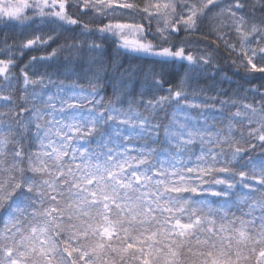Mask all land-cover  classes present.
I'll list each match as a JSON object with an SVG mask.
<instances>
[{"label":"snow or ice","instance_id":"obj_1","mask_svg":"<svg viewBox=\"0 0 264 264\" xmlns=\"http://www.w3.org/2000/svg\"><path fill=\"white\" fill-rule=\"evenodd\" d=\"M0 264H264V0H0Z\"/></svg>","mask_w":264,"mask_h":264}]
</instances>
